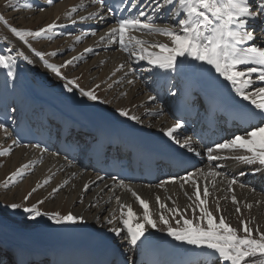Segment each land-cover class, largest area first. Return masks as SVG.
<instances>
[{"label":"snow or ice","instance_id":"1","mask_svg":"<svg viewBox=\"0 0 264 264\" xmlns=\"http://www.w3.org/2000/svg\"><path fill=\"white\" fill-rule=\"evenodd\" d=\"M58 2L59 0H45L41 6L36 4L35 0H5V8L16 12L35 8L44 12L46 7ZM92 6H95L94 10L89 11L88 8ZM82 11L86 14H80ZM165 17H168V22L162 23ZM64 19L67 23H61V17H57L44 26L29 29L14 26L0 13V24H3L15 40L14 43L8 35L0 36L3 41L0 47V73L4 76L6 90L12 93L16 91L20 61L28 65L41 62L45 69L63 82L62 87L70 94L69 98L78 95L82 101L109 103L97 93L101 84L86 89L80 85L79 77L69 78L62 71L84 60L85 54H97L96 48L87 47L83 54L71 56L58 64L49 62L48 58L63 53L59 50H38L33 42L51 41L58 35L65 34L57 33L58 28H68L70 25H83L90 21L104 25L112 23L113 26L99 36V44L116 45L117 50L126 53L129 60L146 62L149 72L160 70L168 95L182 106L185 115L195 114L200 120L211 125L219 110L230 108L238 114L240 122L236 127L242 132L211 145L198 146L194 137L203 140L201 134L195 131L189 134V121L184 115L177 117L174 123L161 129L169 146L176 149L174 162L182 166L203 156L200 161L202 166H193L190 170L185 168L183 175L169 176L158 186L163 188L169 183L175 184L179 181V188L184 190L183 195L188 203L180 206L171 195L166 200L156 195L158 211L154 213L150 202L125 184L119 175L106 173L117 188L126 189L131 193L143 211L138 214L130 204L122 203L121 197L115 195L112 185L104 184L89 207L101 208L100 202L105 192H112L113 196L107 203H110L111 199L115 200L119 206V216L115 211L105 215L109 211L105 207L94 217L97 223L104 226V230L111 233L115 239L130 246L138 247L144 244L152 230H156L172 238L181 246L186 256L207 255L214 258L213 264H264V230L253 223L254 218H241L240 227H234L224 214L225 210L220 203L221 199L229 197H213V193L217 191L231 193L230 200L235 206L234 211L238 217H242L241 201L235 195L234 186L244 188L246 185L239 181L237 176H230L224 170L227 167L226 162L256 165L257 167L252 168L254 173L264 169V46L255 43L259 35H264V0H88L87 4L81 3L71 7L64 14ZM256 24L261 25L260 33L257 32ZM135 33L166 36L170 44L150 42ZM66 34L74 35L71 32ZM89 36H97L95 27L75 34L73 47L66 51H74L75 44L81 43ZM125 69L127 71H124ZM135 71L127 64H120L111 73V77H116L117 73L121 72L123 76L114 79L107 87L111 89L122 83L129 74L134 76ZM127 83L133 84L134 80L129 79ZM148 99L154 101L157 96L150 95ZM15 111V104H5V120L10 119L11 113ZM162 112L163 110H160L154 115H160ZM115 113L135 124L144 123L141 116L132 114L129 108H116ZM9 127L4 120H0V131L6 140H11L7 147H0V157L10 155L13 146H20L18 139L11 138ZM47 134L49 137L53 134L58 138L63 137L65 157L72 162H77L82 157H95L104 161L111 159L113 164H117L121 159L118 153L128 148L118 138L103 134L91 139H82L74 135L72 125L59 127L55 132L49 128ZM33 146L41 148L40 143ZM41 150L47 151V148ZM59 152L60 149L57 154ZM68 166L73 165L70 163ZM33 168L32 162L22 164L9 174L5 186L10 187L21 182L29 174L28 170ZM245 174L239 173L240 176ZM52 178L50 176L33 187L24 197V202L38 189L48 185ZM98 182L104 183L105 176L98 175L96 180L85 183L81 189L82 193H88ZM68 183L65 180L56 185L49 195L54 197ZM220 185H224V188ZM186 186L191 188L190 193L185 190ZM44 202L45 200L41 199L31 206L11 203L6 207L12 210L22 209L30 220L46 216L56 225L77 226L87 223L84 215L71 211L65 214L59 211H41L38 205ZM79 202L83 203L82 196ZM259 203L257 201V204ZM243 207L250 211L253 204L245 201ZM13 264H23V261L18 258ZM187 264L195 262L188 261Z\"/></svg>","mask_w":264,"mask_h":264},{"label":"bare ground","instance_id":"2","mask_svg":"<svg viewBox=\"0 0 264 264\" xmlns=\"http://www.w3.org/2000/svg\"><path fill=\"white\" fill-rule=\"evenodd\" d=\"M35 3L43 6L45 0H35ZM81 3L87 4L88 0H59L58 3H54L51 7H46L44 12H39L35 8L32 10L16 12L5 8V0H0V13H2L14 26L37 29L53 22L57 17H61V23H67L64 19V14L71 7L77 6ZM94 7L95 6L89 7L88 10L92 11L94 10ZM80 14L86 13L82 11ZM165 19L166 20L162 23L168 22V17H165ZM80 26L70 25L68 28H58L57 33L65 34L58 35L57 38L51 41L41 40L39 42H33L34 47L38 50H45L49 52L59 50L63 53L62 55L48 58L49 62L58 64L62 63L63 60L69 59L71 56L83 54V50L87 47L96 48L97 54H85L84 60L74 66L62 69V71L65 72L69 78L79 77L80 85L86 89L93 87L95 84H101V88L97 90V93L102 99L109 101V103L88 102L86 100L82 101L78 95L74 98H69L70 94L66 93L62 87L63 82L45 69L41 62H37L34 65H28L23 61L19 62V80L14 93L5 89L4 76L0 73V103H2L5 99L12 101L14 104L25 103L29 95L34 94L41 100H50L54 106L58 108H67V103L73 102L81 105L79 108L86 111L98 110L103 113H110L116 118H122L115 113V109L124 107L131 109L132 114L141 116L144 122L146 121L145 119H147L151 121L153 120L155 126L159 123L162 128L170 126L173 123V120L167 113H164V115H161L158 119H149L147 117V111L145 110V108H147L145 104H148L149 102L148 97L152 95L151 87L154 85V78L164 77L163 74L160 73V70L149 72V65L146 62L129 60L128 55L123 51L117 50L116 45L108 44L105 46L104 44H99V36L103 35L108 30V27L104 26H101L100 29L97 30V36H89L81 43L75 44L74 51H66L67 49H71L73 47L74 35L79 34L81 30H83ZM255 27L257 32L260 33L261 25L256 24ZM69 32L74 35H67L66 33ZM3 35H8L15 43L11 34L7 31L3 24H0V36ZM135 35L150 42L170 44V40L166 36H149L140 33H135ZM255 43L264 46V35H259ZM2 45L3 41L0 40V47H2ZM98 47L99 49H97ZM107 47L109 48L106 49ZM122 63L134 68L136 70L135 74L134 76L129 74L123 79L122 83L109 89L107 87L108 84H111L114 79H120L123 76V72H121L117 73L116 77H111V73ZM124 71H127V69ZM129 79L134 80V83L128 84L127 81ZM122 93H127V95H122ZM148 108L153 109L154 107L149 105ZM154 110L157 111L158 109ZM9 132L11 133V138L14 139L12 131L9 130ZM10 143L11 140H6L2 131H0V147H7ZM43 153V151L35 149L31 146H13L12 153L10 155L0 157V240L3 243H12L13 240H18V232L14 229L16 226L21 227L32 234L38 235L41 231L42 233H45L42 226L53 223L49 221L46 216H42L36 220H30L27 218V214H25L22 209L12 210L6 207V205L11 203H23L24 206H31L36 204L37 201L41 199L45 200L42 205H38L41 211H59L61 214L71 211L73 213L84 215L87 220V223H85L86 225L91 226L103 235L112 236L111 233H107L104 230V226L97 223L94 217L99 215L100 211L105 207L109 210L105 213V215L109 214L112 210H117L118 212L116 211L115 213L119 216V206L116 204L115 200L111 199V202L107 203L113 194L109 195L108 192H105L103 200L107 197L108 198L105 202H102L103 200L100 202L101 208H90L89 204L93 201L97 192L91 191L93 190L91 187L88 193H82L81 188H83L85 183H90L94 180L96 175L91 174L89 171L84 173L78 165H76L75 168L69 169L67 175V171L64 169L67 165L66 161H63L60 157L54 155L41 156ZM28 162H32L34 164V168L28 170L29 174L26 175L21 182H18L10 187H6L5 183L9 174L15 171L22 164ZM226 163L227 170H230L231 161H227ZM233 166L235 167L233 169V172L235 173L234 176H237L240 181V179L245 175L240 176L239 173L242 172L245 165L234 161ZM252 167L257 166L253 165ZM71 174H74V177H70L69 175ZM50 176L53 177L51 182L38 189L27 200V202H24V197L31 191V189L38 183H42L44 179ZM65 180L69 182L68 185L62 188V190L55 194L54 197L50 196L49 193L51 192V189L58 184H62ZM107 183L108 182L103 183L101 188H103L104 184ZM158 185L156 187L139 185L134 186L135 191L143 199L150 202L151 210L154 213L158 211L155 203L156 195H160L162 200H166L167 197L171 195L180 206H184L188 203L183 195L184 190L179 188V182H176L175 184H167L163 188ZM220 187L224 188V185H220ZM234 187L235 195L238 200L241 201L240 206L243 213L242 217H238L234 211L235 206L230 200L231 193L227 191H217L213 193V197H229V199H221L220 201L221 207L225 210L224 214L228 217L229 222L234 227L239 228V220L241 218H254L253 223L264 230V196L260 193L258 194L253 192L247 186L241 188L239 185H236ZM101 188H99V190ZM185 190L189 191V193L191 192V188L189 186H186ZM115 195H119L121 197L122 203L130 204L138 214H142L143 210L140 208L139 203L135 200V198L132 197L130 192L123 190L121 194L116 192ZM81 196L83 197V203L79 202V198ZM209 199L211 206L212 197ZM245 201L253 204V208L250 211L244 209L243 202ZM257 201L260 203L257 204ZM152 233L156 234L160 233V231L152 230ZM128 247L130 248L131 246L128 244Z\"/></svg>","mask_w":264,"mask_h":264}]
</instances>
